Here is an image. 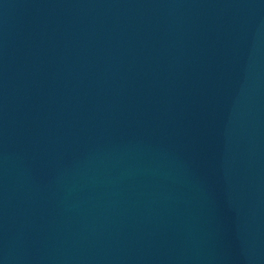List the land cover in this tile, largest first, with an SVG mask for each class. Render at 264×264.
I'll return each mask as SVG.
<instances>
[{
  "label": "water",
  "instance_id": "obj_1",
  "mask_svg": "<svg viewBox=\"0 0 264 264\" xmlns=\"http://www.w3.org/2000/svg\"><path fill=\"white\" fill-rule=\"evenodd\" d=\"M0 264H264V0H0Z\"/></svg>",
  "mask_w": 264,
  "mask_h": 264
}]
</instances>
